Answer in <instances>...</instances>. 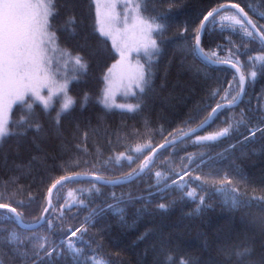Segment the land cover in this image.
I'll use <instances>...</instances> for the list:
<instances>
[{
    "label": "snow or ice",
    "instance_id": "6c2138e0",
    "mask_svg": "<svg viewBox=\"0 0 264 264\" xmlns=\"http://www.w3.org/2000/svg\"><path fill=\"white\" fill-rule=\"evenodd\" d=\"M96 3V22L99 26L97 30L100 37L111 40L112 49L119 57L103 77L104 87L99 102L105 109L119 107L130 113H138L144 108V96L152 89L153 66L163 53L162 45L172 38L165 34L171 26L170 14L177 5L172 2L165 3V0H111L103 6L107 11L102 12L99 0H96ZM69 8H71L70 4ZM245 8L252 11L255 19ZM59 15L57 0H0V140L25 135L33 128L37 132L41 130L40 124L35 119L36 102L43 106L45 113L50 114L51 111H55L53 120L57 128L64 115L73 110L77 103V100L70 95V84L87 68V64L78 52L73 54L72 50L59 46L57 32L64 29L75 34L77 22L75 15L69 14L63 23L56 25L53 30L54 21ZM200 16L202 18L197 17L199 23L192 30L195 37L190 46L192 53L209 64H230L239 78L238 84L229 81L223 96H220L219 89L212 91L206 99L211 101L220 97L215 105L210 102L202 106L198 105L180 121V126L173 128L167 136H164L166 129L163 125L157 130L150 127L151 121L148 120L144 123V131L133 129L125 132L122 137L123 143H118V147L124 150L116 152L114 158L109 156L103 161L105 167L111 162L122 165L126 161L130 171L121 177L105 179L97 174L99 169L95 164L92 165L90 173L72 172L73 167L89 163L83 158L84 155L89 154L88 149L82 148L81 142L71 146L62 144L58 152L45 155L41 163L46 171L63 170L67 174L54 179L50 175L47 177L51 179V184L47 188L44 205L39 215L34 216L30 221L25 219V213L20 210L35 199L32 192L20 182L24 165L13 163L8 166V157L5 155L8 171L4 178L0 179V201L7 202H0V210H4L5 213L4 219L0 220V236L3 237L0 240V264H59L66 256L71 257L70 264H112L110 259L99 255L98 249L91 248V242H87L88 247H77V241L82 242L89 228L95 227V217L103 213L104 209L91 210L79 227L69 225L65 228L66 213H70L74 207L79 209L87 207L82 196L78 194L83 190L68 189L67 195L63 197L65 203L60 204L58 210L54 207L53 195L56 193V202L59 203L61 199L59 189L71 181L90 175L97 183L116 185L140 174L151 173L154 166L166 169L152 173L157 178V187L163 181L165 189H177L194 202L195 197L199 195L197 188L205 190V194L200 195L196 212L208 207L207 189L224 193L223 203L229 209L249 210L255 206L260 212L261 227L258 241L254 235L250 240L242 243L220 246L215 250L214 255L209 253L206 257L193 255L182 257L178 264H264V195L248 196L246 191H241L239 182L228 172L221 175V170L216 165L223 163L226 159L224 153L228 149L215 156H208L207 152L188 154L180 158L178 166L172 159L177 152L184 150L176 146L193 136L195 139L191 140L192 146H211L212 142L229 138L240 126L246 127L250 123L245 118L244 110L241 109L238 118L227 117L223 121L226 126L202 136L196 135L197 132L215 123L222 109L238 106L245 93L246 81L249 77L254 79L257 76L255 70L248 72L244 70L246 65L239 58V48L231 40L229 44L233 46L228 50V58L221 60L217 51L204 50L202 35L211 20L214 25L219 23L222 28L226 25L233 31L238 29L250 42L258 40L261 52L248 56V61L251 62L253 69L256 62H260V68L264 71V24L259 23L260 20H264V0H260L258 4H247L245 7L239 3H221L202 10ZM188 32L189 27L186 23L174 35L186 36ZM104 45L105 42L98 38L97 46L104 47ZM217 47L220 48L219 45ZM244 47L247 48V45ZM133 55L143 58L144 62L141 63L138 59L133 65L131 62ZM69 68L72 75H69ZM120 89L136 102L117 105L115 97ZM44 91L46 95L43 94ZM83 99L85 102L88 101L87 92L84 93ZM57 104L59 107H56ZM14 106H24L25 109L15 122L10 117ZM201 111H205L206 114L195 127H189L188 125L196 120ZM257 130L264 135V128L249 129L248 136H244L241 142L255 137ZM157 131L163 136V142L154 144L153 139ZM111 135L110 129L103 125L102 120H98L95 126L89 122L82 133V142L86 145L91 138L93 143L100 144L101 141H105L111 145L113 143ZM73 138L81 139L79 124L76 126ZM117 138L118 141L121 139L119 134ZM231 147L235 149V145ZM169 148L173 149L169 157L161 160L157 165L158 157ZM97 153H101V147L97 148ZM49 160L51 164L48 163ZM185 160L187 163H184ZM197 160L199 164L196 163ZM134 164L136 167H131ZM204 169L208 170L204 171ZM193 171L199 174L193 176ZM173 176L176 177L175 180L172 179ZM168 181L171 183L169 184ZM192 181L197 182V188L190 187ZM28 187L30 188L31 185ZM93 188L88 191L91 192ZM26 191V199H16L18 196L23 197ZM95 191L99 189L96 188ZM159 207L164 208L165 205L161 204ZM108 208L114 209L121 221L124 220V209L115 205H108ZM71 218V216L67 217V219ZM9 224L27 230V234H22L16 227H8ZM57 235L62 239L57 241L55 239ZM89 251L92 252L91 256L88 255ZM162 255L167 261L172 260L166 251L162 252ZM158 264H165V261H160Z\"/></svg>",
    "mask_w": 264,
    "mask_h": 264
},
{
    "label": "trees",
    "instance_id": "16d2710c",
    "mask_svg": "<svg viewBox=\"0 0 264 264\" xmlns=\"http://www.w3.org/2000/svg\"><path fill=\"white\" fill-rule=\"evenodd\" d=\"M168 2L177 5L170 14L171 26L165 34L172 38L162 45L163 53L154 63L153 86L143 98V110L130 113L124 109H105L99 102L104 86L103 76L117 59V55L110 41L106 37H100L93 0H57L60 15L54 21L53 30L56 25L62 24L69 14H74L77 21L75 34L64 29L57 32L58 44L61 48L72 50L73 54L78 52L83 56L87 68L70 84V95L77 100V103L73 110L64 115L59 128L53 120L55 111H51L50 114L45 113L43 106L36 102L35 119L40 124L41 130L37 132L33 128L25 135L0 140V179H3L8 171L4 159L7 155L8 166L13 163L24 165L20 182L35 197L25 208L20 209L25 213L26 220L30 221L34 216L39 215L44 205L47 188L51 184V179L47 177L50 175L54 179L67 174L63 170L48 172L41 163L45 155L58 152L62 144L71 146L81 142V147L88 149L89 154L84 155L83 158L89 163L73 167L72 172L90 173L92 165L95 164L99 169L97 174L105 179L121 177L130 171L126 161L122 165L111 162L106 167L103 166V161L109 156L114 158L116 152L124 150L118 147V143H123L122 137L125 132L133 129L144 131V123L148 120L151 121V128L159 130L163 125L166 129L164 136H167L168 132L180 126V121L198 105L202 106L210 102L214 106L220 97L208 101L206 98L212 91L219 89L220 96H223L229 81L238 84V78L231 68L224 64H209L192 53L190 46L195 39L192 30L199 23L197 17L202 18L200 12L204 9L221 3H239L245 7L250 3L258 4L260 0H165V3ZM245 10L253 16L251 10L248 8ZM253 18L255 19V16ZM186 23L189 27L188 34L174 35ZM259 23L264 24V20H260ZM98 38L105 42L104 47L97 46ZM229 40L239 48V58L246 65L244 70L246 72L255 70L257 76L254 79L248 78L242 102H239L238 106L221 110L215 123L197 132L196 135L202 136L226 126L223 121L227 117L238 118L241 109L244 110L245 118L250 123L246 127L240 126L229 138L212 142L211 146H192L191 140L195 139L193 136L176 146L184 150L177 152L172 159L178 166L180 158L188 154L207 152L208 156H215L228 149L224 153L226 159L216 167L221 170V175L228 172L239 182L241 191H246L248 196L258 197L264 195L262 191L264 190V135L257 130L255 137L246 142L241 141L244 136H248L249 129L264 128V71L260 68V62H256L253 69L251 62L248 61V56L261 52V45L258 40L248 41L238 29L233 31L226 25L222 28L220 24L214 25L210 20L207 30L202 35V47L206 52L217 51L220 59L224 60L228 58V50L233 46L229 44ZM218 45L220 48L217 47ZM244 45H247V48ZM68 72L69 75L73 74L71 68ZM85 92L89 96L87 102L83 99ZM129 99L131 103L136 102L132 98ZM56 107L59 105L57 104ZM24 110V106H14L10 114L12 121L18 120ZM205 114V111H201L196 120L188 126L195 127ZM98 120H102L103 125L110 129L112 133L110 138L113 142L111 145L105 141H101L100 144L93 143L91 138L86 145L82 142L85 126L89 122L95 126ZM77 124L80 125V140L73 138ZM13 129L15 130V124ZM117 134L121 137L119 141ZM162 141L163 136L157 131L153 143L159 144ZM232 145H235L234 150ZM98 147H101V153H97ZM172 151V148L164 151L158 157L157 165L161 160L169 157ZM48 163L51 164V160ZM184 163L187 161L185 160ZM196 163L199 164V160ZM131 167L134 168L136 165ZM157 170L166 171L154 166L151 173L140 174L116 185L97 183L93 179L71 181L59 189L61 197L59 203L56 202V193H54V207L58 210L60 204L65 203L63 197L67 195L68 189L83 190L78 194L82 196L87 207L82 209L74 207L70 213H66L65 228L69 225L79 227L91 210L104 209L103 213L95 217V227L89 228L82 242L77 241V247H88L87 242H91V248L98 249L99 255L110 259L112 264H158L160 261H165V264H178L182 257L186 258L188 255L206 257L209 253L214 255L215 250L220 246L242 243L250 240L254 235L257 241L259 240L261 224L258 208L254 206L249 210L229 209L223 203L224 193L207 189L208 207L196 212L200 195H204L205 190L197 188L196 181L190 183V187L197 188L199 192L194 202L177 189H165L163 181L157 187V178L152 174ZM198 174L199 172L196 171L192 173L193 176ZM172 179L175 180L176 177L173 176ZM168 183L170 184L171 181ZM90 188H93L91 192L88 191ZM96 188L99 191H95ZM26 196L27 191L23 197L18 196L16 199H26ZM161 204L165 207H159ZM108 205L124 209V220L121 221L120 216L114 209L108 208ZM4 215V210H0V220L4 219ZM68 216L72 218L67 219ZM8 227H16L22 234H27V230L19 229V226L9 224ZM2 239L3 237L0 236V240ZM55 239L59 241L62 237L57 235ZM164 251L172 257L171 261H167L162 255ZM88 255L91 256L92 252L89 251ZM70 261L71 257L66 256L59 264H70Z\"/></svg>",
    "mask_w": 264,
    "mask_h": 264
},
{
    "label": "rangeland",
    "instance_id": "374dc122",
    "mask_svg": "<svg viewBox=\"0 0 264 264\" xmlns=\"http://www.w3.org/2000/svg\"><path fill=\"white\" fill-rule=\"evenodd\" d=\"M93 2H94V8H95V17H96V10H97V3H96V0H93ZM111 2V0H99V3H100V5H101V11L102 12H105V11H107V9H105L103 6L105 5V4H107V3H110ZM217 20H218V18H217ZM219 24V23H218ZM96 25H97V22H96ZM98 25H97V29H98ZM108 39V38H107ZM109 41H110V43H111V40L110 39H108ZM111 45V44H110ZM119 57L117 56V59H118ZM140 60V62L142 63V58L141 57H137V56H135V55H133V57H132V59H131V62H132V64L133 65H135V63H136V61L137 60ZM115 62V61H114ZM113 62V63H114ZM112 63V64H113ZM111 64V65H112ZM111 65L109 66V67H111ZM108 70V69H107ZM106 73H107V71H106ZM105 73V74H106ZM104 77V76H103ZM104 87V86H103ZM135 91H137V90H135ZM43 94H47L46 93V91H44V93ZM130 98V95H126L125 94V92H124V90L123 89H120L119 91H117V93H116V97H115V103L117 104V105H120V104H128V103H131V100L129 99ZM113 109H121V108H119V107H112ZM111 108V109H112ZM205 135V134H204ZM134 166H135V164H134Z\"/></svg>",
    "mask_w": 264,
    "mask_h": 264
},
{
    "label": "water",
    "instance_id": "95a60500",
    "mask_svg": "<svg viewBox=\"0 0 264 264\" xmlns=\"http://www.w3.org/2000/svg\"><path fill=\"white\" fill-rule=\"evenodd\" d=\"M228 4H230V3H228ZM219 64H224V65H226V66H228L229 68H231L233 71H234V73L236 74V72H235V69L230 65V64H228V63H215L214 65H219ZM237 76V75H236ZM237 78H238V76H237ZM239 79V78H238ZM238 81V80H237ZM239 104V103H238ZM235 107V106H234ZM223 110V109H222ZM163 142V141H162ZM161 142V143H162ZM137 177V176H136ZM134 177H132V178H130V179H133ZM80 179H92L91 178V176L89 175L88 177H84V178H80ZM77 180H79V179H77ZM128 181V180H127Z\"/></svg>",
    "mask_w": 264,
    "mask_h": 264
},
{
    "label": "bare ground",
    "instance_id": "6f19581e",
    "mask_svg": "<svg viewBox=\"0 0 264 264\" xmlns=\"http://www.w3.org/2000/svg\"><path fill=\"white\" fill-rule=\"evenodd\" d=\"M247 82V81H246Z\"/></svg>",
    "mask_w": 264,
    "mask_h": 264
}]
</instances>
